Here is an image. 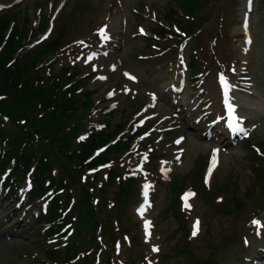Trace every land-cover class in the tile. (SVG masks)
<instances>
[{"label":"rangeland","instance_id":"374dc122","mask_svg":"<svg viewBox=\"0 0 264 264\" xmlns=\"http://www.w3.org/2000/svg\"><path fill=\"white\" fill-rule=\"evenodd\" d=\"M193 1L196 24L185 0H0L26 57L43 49L50 56L33 75L57 77L41 88L53 96L55 83L82 79L79 98L91 104L68 125L70 149L115 128L99 150L129 141L127 153L113 158L107 149L109 166L85 176L94 215L83 209L84 225L75 222L57 241L37 218L53 191L28 208V182L21 184L24 206L0 193V264H264V227L251 223L264 226V112L257 116L245 99L264 101V0L247 9L244 0ZM221 77L245 115L236 136L219 131ZM70 149H59L61 156ZM109 173L121 179L110 183ZM126 179L136 185L133 196L117 204ZM83 197L75 191V202Z\"/></svg>","mask_w":264,"mask_h":264},{"label":"trees","instance_id":"16d2710c","mask_svg":"<svg viewBox=\"0 0 264 264\" xmlns=\"http://www.w3.org/2000/svg\"><path fill=\"white\" fill-rule=\"evenodd\" d=\"M188 8V15L193 17L197 10V1L186 0L184 7ZM10 25L8 14L0 15V177L7 169H11L5 179V186H9L8 195L18 196L20 185L24 182L26 174H30L34 190L30 193L29 204L38 200L45 191L54 192L50 196V206L46 213H39V218L52 225V232L60 233L65 227H71L73 223H81L86 214L94 215V205L91 193L84 181V176L91 169L108 163L106 155L90 159L93 151L98 147V142L105 144L115 135V130L103 131L97 137L87 140L80 145L71 147L69 135V123L75 119L82 107L91 104L82 103L77 90L80 83L73 85L68 92L55 83L54 91L60 90L53 96L50 89L41 88L44 84L41 79H33L31 68L47 55V50L22 60H14L18 48L22 46L21 40L15 33L6 41L5 34ZM191 27V26H189ZM28 28H20L22 37L27 35ZM6 41V44L3 43ZM3 45V47H2ZM82 95V94H81ZM8 120L14 125L15 130L10 132L5 127ZM72 140V138H71ZM114 146L109 157L116 158L127 150L128 144L121 148ZM65 148L68 155L61 156L59 149ZM119 149V151H118ZM114 151H117L114 152ZM60 161V162H59ZM57 165L66 171L56 172ZM12 166V167H11ZM106 178L110 183L116 184V178L120 175H112ZM116 192L117 204L126 203L135 190L132 181H121ZM81 190L84 197L75 202V191ZM92 191V190H91ZM44 196V195H43ZM42 197V196H41ZM91 198V199H90ZM75 203V204H74ZM93 206V207H92ZM83 209L86 210L84 214ZM67 210H70L67 213ZM77 212L75 220L69 217L70 213ZM118 215H122L118 211ZM119 218V217H118ZM66 235V233H64ZM75 249L74 242L68 245V250ZM55 254L54 252H52Z\"/></svg>","mask_w":264,"mask_h":264},{"label":"bare ground","instance_id":"6f19581e","mask_svg":"<svg viewBox=\"0 0 264 264\" xmlns=\"http://www.w3.org/2000/svg\"><path fill=\"white\" fill-rule=\"evenodd\" d=\"M248 2L249 0H244V6L245 8L247 7L248 5ZM245 32L247 33L248 32V29L245 30ZM248 36H250V34H247ZM245 48H242V51H244ZM228 93L229 94H232L233 91L230 90V84H228ZM245 99L247 100V103L251 106H253L254 108H256V115L259 116L262 112H264V101L260 98H257L255 96H246ZM231 104L234 106L235 108V115L238 117L237 118V122L239 124V127L242 128V127H245L244 125V122H243V119L242 117L245 115H242L241 113L242 110L240 107H238V104H237V101L236 100H231ZM229 112L228 109H226V113ZM240 113V115H239ZM219 122L222 124L221 128H220V132H222L223 134H228L230 137L231 136H236L240 133V131H233L232 127L230 126V117L228 116H225L224 119H220ZM140 214H143L142 212H144L143 210L142 211H139ZM138 212V213H139Z\"/></svg>","mask_w":264,"mask_h":264},{"label":"snow or ice","instance_id":"6c2138e0","mask_svg":"<svg viewBox=\"0 0 264 264\" xmlns=\"http://www.w3.org/2000/svg\"><path fill=\"white\" fill-rule=\"evenodd\" d=\"M249 3H251V0H249ZM105 39H107V35H106V32H103L101 33ZM249 43H251V41L249 40L248 41ZM128 75V74H126ZM101 79H103L101 77ZM129 79H135V77H132V76H129ZM221 80H222V83H223V86L225 88V100L226 102H228V83L226 80H224L223 77H221ZM153 99H155V97H153ZM228 110H229V115H230V126L232 127L233 131H243V129H241L239 127V124L237 122V116L235 115V108L234 106L228 102ZM193 195L192 193H189V194H186V196L184 197V207L185 208H190L191 206L189 205L188 203V199L189 197ZM257 229H260L261 227H264L261 225V222L259 220H256V219H253L252 222H251ZM145 227L146 229L150 227V222H146L145 224ZM200 231V222L197 220L194 225H193V232H192V235L193 236H196ZM247 243V241H246ZM153 251H159L158 248H153Z\"/></svg>","mask_w":264,"mask_h":264}]
</instances>
